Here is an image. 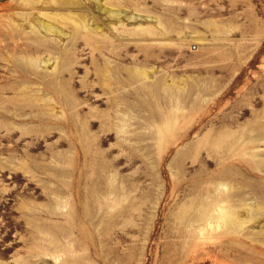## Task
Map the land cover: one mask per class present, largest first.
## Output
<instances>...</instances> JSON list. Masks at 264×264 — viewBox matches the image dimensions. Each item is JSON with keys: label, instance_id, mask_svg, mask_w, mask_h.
<instances>
[{"label": "rangeland", "instance_id": "obj_1", "mask_svg": "<svg viewBox=\"0 0 264 264\" xmlns=\"http://www.w3.org/2000/svg\"><path fill=\"white\" fill-rule=\"evenodd\" d=\"M97 3L121 10L119 16ZM32 6L20 10V0H0V264H59L46 252L55 250L54 238L72 247L61 264H185L187 221L205 183L225 165H239L223 163L216 145L247 140L264 124V0ZM17 12H30L29 23L40 12L85 18L101 35L86 45L71 23L51 20L73 34L60 42L68 46L60 65L65 57L68 63L55 76L48 75L53 61L40 77L19 75L17 58L31 48L12 50L8 22L29 28ZM160 128L163 138L155 134ZM241 171L248 182L256 178ZM258 204L262 212L248 229L264 232ZM215 234L202 238L205 246L228 239ZM229 254L218 260H247Z\"/></svg>", "mask_w": 264, "mask_h": 264}, {"label": "bare ground", "instance_id": "obj_2", "mask_svg": "<svg viewBox=\"0 0 264 264\" xmlns=\"http://www.w3.org/2000/svg\"><path fill=\"white\" fill-rule=\"evenodd\" d=\"M34 1L35 0H20L19 9L22 10L25 8L26 10L27 9L33 10L34 7L32 5ZM6 5L9 4L7 3ZM97 6L101 10H106L112 15H115L117 17L119 16L121 11V10L110 9L107 6L100 5L99 3H97ZM17 13L22 17L23 21L25 20L29 24V28L28 30H22L21 29L22 26L19 24L21 26L20 27L17 23H15L14 20H13L14 22H12L11 21L12 19L8 22L7 26L9 29H11L13 33V37H11V39H13L12 50H15L16 48L22 46L25 47L30 46L29 48H31L30 53L21 51L20 53L22 56L17 58L18 67L20 69L19 75L25 74L27 76L40 77V72L38 70H40L41 68L44 69L48 67L50 61H53V64H51L53 65L52 67L53 69L50 71L48 75L55 76L57 74V71L59 70V67L61 66L62 68H65L62 65H66L68 63L65 57V59L61 62L60 65V57L61 55H63V51L67 46L66 45L64 47H61L60 42L62 36H65V38L67 37L68 39L71 38L72 40L73 34L72 33L68 34L64 32V29L62 30L58 26L54 25L51 22V20L53 22L55 21V23L60 21L61 23H65V24L71 23V25L74 26L75 33L78 32V34H81L82 38L85 39L84 42L86 45L89 44V41L93 40V35L96 36L101 35L99 34L100 30L97 27L94 29L89 27V24L87 23V20H85V18L76 19L77 16L74 17L72 15H64V14L61 15L58 13L50 14V13L40 12L39 15L41 17H38L36 19V23H29L28 16L31 14L30 12L28 13L17 12ZM69 41L66 42V44L69 43ZM67 49L68 46L66 47V50ZM43 51L48 53V55H50L47 59H42L41 54L44 53ZM44 75H46V73ZM53 78L55 79L56 77ZM143 78H145V76ZM54 84H52L51 82L50 88L54 93L57 94L59 88H57L58 86L56 87L55 86L56 84L55 85ZM156 84L158 85V83ZM146 86H148V84ZM150 88L151 86L149 87V89ZM165 91H167V88H165ZM111 92L113 93L114 91L111 90ZM62 94L64 93L62 92ZM50 98L51 97H49V99ZM65 107L67 106L65 105ZM170 108H172L171 110L174 112L175 110H178L177 105L176 106L171 105ZM119 129H122V126H119ZM255 129L256 130H254V132H250L248 134L247 140L245 139L240 140L239 137L240 133L238 132L239 133L238 137L240 142L237 143L228 142L225 145L224 144L216 145L217 154L223 152L225 155V156L224 155L222 156L221 154L219 155L222 158L221 159L222 162L224 160L227 161L228 158L235 159L238 160V163L236 162V164L239 165L237 168H235L232 163L229 165H225L220 170V172H218L215 181L213 182L207 181L205 183L203 189V199L201 200V202H199L200 204L198 205V209L196 211L197 214H193L192 215L193 218L191 219L190 216L188 219L189 221L186 220L188 222L187 223L188 233H186L187 237L185 236L186 239L183 247V250L185 249V251L183 252L181 257V259L185 258L184 261L185 264L187 263L207 264L208 262H210V264H227L224 262H220L218 259L220 255H230L229 252L231 254L236 252L239 254L243 253L244 258L247 259L246 262L244 261L245 262L244 264H264V232L262 231L263 232L262 233L261 231H252L248 229L249 225H251L250 223H256L255 221L257 220V215L261 214L262 212V211L259 212L258 203L264 204V202H261L260 200V196H264V124L263 125L259 124ZM163 132H164L163 129L160 128L156 130L155 134L158 136V138H163L164 135ZM245 168L248 169L249 177L251 173L252 174L256 173L254 175L256 176V178L252 179L253 182H248V177H246L244 174L243 175L245 177L242 175L241 170H244ZM235 175L236 176L238 175L237 177H240L238 178V180L243 181L242 184L243 183H246L247 185L249 184V188H247L248 190H246L245 187L239 184L241 182H238L235 179L236 178ZM257 196L260 200L259 202L257 201L258 199L256 200ZM200 197H202V195ZM238 208H245V210L248 211V215L245 217H241L240 216L241 212L239 213V211L237 210ZM68 229L66 228L67 231L64 230L63 232L65 231L67 233L71 232L70 229L68 232ZM209 233H216L215 235L217 234L223 235L228 237V239L226 242L215 241L216 243H212L214 244L213 246L207 247L205 246V243L202 240V238ZM49 234L51 233L49 232ZM233 237H246L250 240V243L246 245V243H241L240 242L241 240L239 241L238 239H234ZM52 239H53L52 237L50 239L48 238V241ZM236 240H238L239 242L240 249H236L232 246ZM50 242L55 243V245L53 246L56 248L55 250H52V248L50 247L51 248V250H49L50 252L49 251L46 252L47 254H50L52 256L55 262L61 264L67 261L66 260L67 256L72 257V250H71L72 247L68 246V244L61 245L56 242L55 238ZM41 251L42 250H40V252ZM248 255L251 258V263L248 262Z\"/></svg>", "mask_w": 264, "mask_h": 264}]
</instances>
